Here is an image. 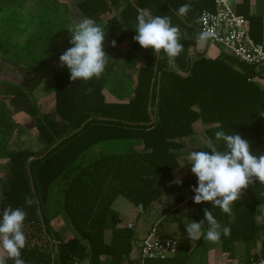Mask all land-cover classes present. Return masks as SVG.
I'll return each instance as SVG.
<instances>
[{
    "label": "trees",
    "instance_id": "obj_1",
    "mask_svg": "<svg viewBox=\"0 0 264 264\" xmlns=\"http://www.w3.org/2000/svg\"><path fill=\"white\" fill-rule=\"evenodd\" d=\"M75 1L81 17L94 19L104 29L105 71L99 78L80 82L55 72L53 106L47 112L33 98L44 76L26 68L18 85H10L12 110L0 101V160H5L0 214L7 206L26 212V244L21 250L26 264H184L181 253L193 241L188 236L181 251L171 238L176 242L172 256L143 261L142 240L151 229L159 238H169L161 236L159 228L180 221L179 207L184 203L186 225L199 222L204 210L212 209L207 202L193 203L191 187L197 182L193 174L174 176L196 136L202 135L203 142L195 150L210 151L216 131H234L250 142L254 154L264 153V116L260 115L264 114V66L246 64L224 52L214 58H191L189 50L199 42L196 37L188 40L181 28L188 37L198 35L201 14L212 11L215 0ZM243 1L249 35L262 43L263 17L250 15L247 0ZM184 3H190L191 10L180 16L177 10ZM141 12L167 15L181 29L178 37L184 48L176 58L154 55L134 42ZM125 42L136 55L119 52ZM137 55L144 64L135 70L132 96L130 92L126 103L107 102L103 92L113 94L122 65L135 68ZM13 110L34 123L37 151L6 147L15 133ZM197 122L203 127L200 135L194 130ZM216 146L223 149L222 143ZM166 196L169 209L141 240L135 227L121 224L113 209L114 201L123 197L139 213L151 212ZM212 212L221 225L231 228V235L219 240L223 252L232 256L238 244L249 264L263 258L264 184L253 178L231 213L219 207ZM58 222L62 226L57 228ZM204 240L202 235L199 241ZM0 258L13 264L2 250Z\"/></svg>",
    "mask_w": 264,
    "mask_h": 264
},
{
    "label": "clouds",
    "instance_id": "obj_2",
    "mask_svg": "<svg viewBox=\"0 0 264 264\" xmlns=\"http://www.w3.org/2000/svg\"><path fill=\"white\" fill-rule=\"evenodd\" d=\"M190 10L191 4L184 3L179 6L177 14L186 16ZM68 31L70 47L59 56L60 66L68 69L71 81L99 78L105 71L107 57L104 29L94 19L85 17L70 26ZM180 31L167 15H145L141 12L137 16L133 40L142 49H151L154 55L159 56L163 53L171 60L184 48L178 37ZM212 36L210 29L202 30L196 40L202 44ZM112 43L115 46V41ZM217 142L223 144V149L216 146ZM207 149L210 151L192 150L186 155L187 164L197 181L191 187L193 203L200 205L207 202L212 209L219 207L223 212L231 213L242 190L252 183L253 178L264 184V153L254 154L250 142L242 135L223 129L215 132V142L210 141ZM26 203L31 204V200L26 198ZM212 209H205L199 222L191 220L185 226L191 240L198 241L203 235L204 239L217 242L222 235H231L230 226L221 225ZM25 218L26 212L22 208L11 206L5 207L0 214V250L13 264H26L21 258V250L26 244L23 231ZM0 264H5L4 259L0 258Z\"/></svg>",
    "mask_w": 264,
    "mask_h": 264
},
{
    "label": "rangeland",
    "instance_id": "obj_3",
    "mask_svg": "<svg viewBox=\"0 0 264 264\" xmlns=\"http://www.w3.org/2000/svg\"><path fill=\"white\" fill-rule=\"evenodd\" d=\"M59 1L71 4L68 7L72 10L63 4H57L58 1L55 0H0V101L11 110L10 85H18L26 68L44 76L41 92L36 89L33 93L42 112L49 111L53 106V74H69L66 67L60 66L59 56L70 47L68 28L79 20L75 18L78 14L72 5L75 0ZM13 112L15 133L6 147L8 150L30 148L37 151L39 145L34 123L27 115L17 110ZM194 129L197 135L203 132L200 124ZM201 136L189 141L187 147L190 151L200 147L203 142ZM180 161L183 165L175 176L186 178L192 174L190 167L186 165V157ZM4 172L5 160H0V191ZM113 209L119 213L122 223L135 225L139 238L156 219L150 211L139 213L123 197L114 201ZM60 226L62 223L58 222L56 227Z\"/></svg>",
    "mask_w": 264,
    "mask_h": 264
},
{
    "label": "crops",
    "instance_id": "obj_4",
    "mask_svg": "<svg viewBox=\"0 0 264 264\" xmlns=\"http://www.w3.org/2000/svg\"><path fill=\"white\" fill-rule=\"evenodd\" d=\"M55 1H59V0H55ZM230 1H231L232 10L234 11V13L235 14L238 13L237 15L244 17L245 9L242 7L243 6L242 3L244 1L243 0H230ZM247 3H248V9H249L248 11H249L250 15H259V16L263 17V42H264V0H247ZM57 4H63L67 9H71V7H68L71 4H69V5L67 3H57ZM72 5L75 8L76 14H78L77 16H75V18H76V20L80 21L83 17H81L80 13L76 10L75 3H73ZM74 14H75V12H74ZM206 46H207V44L205 41L202 44L198 43L197 46L193 49L190 48L189 51H191V55H192L191 58H193L196 53H202L205 50ZM192 50H194V51H192ZM129 51L131 53H133L134 55H136V52H133V49L130 46L129 42L123 43L119 49V52L121 54H123L125 52H129ZM220 52H224V51L219 46L210 43L207 46V49L205 52V57L214 58ZM224 53H226V52H224ZM143 64H144L143 60L141 59V57H139L137 55L135 68H131L125 64L122 65V67L120 65V67L122 69L121 71H123V74L121 77H117V79H119V81H117V85H114L116 89L114 90L113 94H111L107 90H105L103 92L105 100L107 102H110V103H126L129 99V97L132 96V89H133V86L135 84V70L137 68L142 67ZM117 67H119V65H117ZM52 84H53V81L51 80V85ZM42 86H43V82L37 88V91L41 92L40 90H42L41 89ZM126 87H128L127 89H129L128 92L125 91ZM130 92H131V94L128 97V94ZM197 124H200V123L197 122L194 125V127ZM177 177L178 176H175L176 179H178ZM184 195H185V197H187L188 192L185 191ZM170 204H171L170 199L164 197V199L162 200L161 203L155 205L153 211H151L152 214L154 215V217H156V219L154 220L153 223L158 222L157 219H160V217H162L165 214L166 210L169 209ZM179 209L181 212L180 221L165 222L159 228V232H160L161 236L175 239L179 243L180 251H181V249H183L182 247L184 246V245L182 246L181 244L183 243V241H185L186 236H187V233L185 230L186 220H187L186 215H185V203L182 204L179 207ZM119 217H120V215H119ZM120 220H121V218H120ZM153 223L149 224V226L145 229V231L141 235V237L145 236V233L147 232L149 227L151 225H153ZM121 224L127 225V226L130 225L132 227H135V225L133 223L124 224L121 221ZM141 237L139 238V240L142 239ZM261 240H263V236H261ZM196 243H199L198 246H195ZM184 248H185V246H184ZM260 248L261 247H260V242H259L257 249H256V252L259 253ZM185 250H186V252L182 251V253H181L182 256L184 257L183 259L185 260L184 264H249L248 259H246V257L244 256L243 247L241 245H238V244H235V251H234L232 256H229V254L227 252H223L221 250L220 241L211 242L208 240L207 241L204 240L203 242L200 243L199 240H198V242L196 240H193V241H190L187 243ZM262 255L260 257L264 258V248H263Z\"/></svg>",
    "mask_w": 264,
    "mask_h": 264
},
{
    "label": "built area",
    "instance_id": "obj_5",
    "mask_svg": "<svg viewBox=\"0 0 264 264\" xmlns=\"http://www.w3.org/2000/svg\"><path fill=\"white\" fill-rule=\"evenodd\" d=\"M210 29L211 44L219 46L233 58L256 67L264 66V43H255L249 35L248 21L234 13L230 0H215L212 11L201 14L199 32ZM176 250V242L171 238H159L155 229L145 236L140 247V259H165ZM250 264H264L259 258Z\"/></svg>",
    "mask_w": 264,
    "mask_h": 264
},
{
    "label": "water",
    "instance_id": "obj_6",
    "mask_svg": "<svg viewBox=\"0 0 264 264\" xmlns=\"http://www.w3.org/2000/svg\"><path fill=\"white\" fill-rule=\"evenodd\" d=\"M181 29L183 30L184 36H185L188 40H191V39L197 37V35H196V36H192V37H188L186 31H185L183 28H181ZM206 44H207V46H208V45L210 44V42H209L208 40H206ZM207 46H206L205 50H204L202 53H196L194 56H195V57H199V58H201V57H205V52H206ZM190 60H191L190 58L187 60V63H188L187 70L189 69Z\"/></svg>",
    "mask_w": 264,
    "mask_h": 264
}]
</instances>
